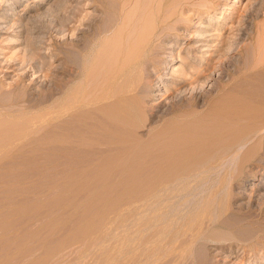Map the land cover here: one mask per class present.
Returning a JSON list of instances; mask_svg holds the SVG:
<instances>
[{"label":"bare ground","instance_id":"1","mask_svg":"<svg viewBox=\"0 0 264 264\" xmlns=\"http://www.w3.org/2000/svg\"><path fill=\"white\" fill-rule=\"evenodd\" d=\"M124 2H127V4L125 3L127 13L124 16V21H122L123 25L119 28V34L117 35L119 39L113 38L114 42L109 45L113 49H107L112 51V62L108 61L107 65L109 66L110 62L111 68L116 66L112 70L106 69V74L104 73L105 81H102L104 85L101 84V86H98L96 92L86 95V92L83 91L84 89L82 90V85H80L82 87H74V84V88H72L75 90H71L72 93L70 89L67 91V95L65 94L66 102H63L62 108L59 107L61 108L60 111H58L59 108L57 107L56 111H51L50 114L47 113L48 115L25 116V118H29H26L25 121L28 124L34 123L35 125V123H38V125H42L45 123L46 125L47 121L49 123L50 121L55 122L61 118V114H66L68 118L64 116L68 120L70 119L69 123L71 121V125L66 129L68 132L64 131L68 137L64 133H62L63 137L60 136L62 138L66 137L64 141L75 140L76 142L78 140L77 142H81V140H95L100 142L99 144L104 142L100 146H105V153L108 155V159L105 157V154V158L102 160L103 156H101V160L105 162L112 155L111 161H109L111 163H109L110 171L108 165L106 166L108 168L101 167L103 162L101 161L102 163H100L98 161L101 165L98 163L100 165L98 166L96 163L92 169L93 172L95 170L98 171V168L106 169L109 172H116L114 170L117 168L118 173L116 172V175L119 174L120 178L125 176L124 178L129 180H125L126 184L120 182L124 185L123 188V185H119V179L113 180L116 177L115 175H113L114 177L111 180H108L109 175L108 177L106 176L108 181L102 179L99 182H92L93 184L89 183L88 185L86 180L83 179L80 183L85 181L84 183L87 185L83 189V203L80 202L81 205L78 204L82 198L77 201V197L74 201H77L76 206L78 209H71L73 206L70 205V209L75 213L78 212L79 206L81 208L84 205L88 209V206L94 207L99 205L98 210L96 209L92 214L87 213L88 215L84 218L86 222H84L85 220L83 222L80 221L81 225L85 223L84 226L79 224L80 230L77 227V232L72 235L80 240L81 230H84L85 237L83 236V238L84 240L86 239L89 243L87 244L91 247L87 246L86 248H89V250L87 249L89 252L96 249L92 253L99 258L96 262L97 264H99L100 260V264H226V262L220 263L215 260L212 248L213 245L219 246L222 249L234 248L236 240H233L235 237L239 238V230L246 229L251 225L249 218L244 215L242 218H235L236 210L234 209L235 207H232L231 203L233 202L232 200L238 198V195L234 194L233 187L235 183L238 184L245 180L244 176L246 172L244 171V166L251 159L257 157L259 153L256 148L264 140V66H257L255 63L249 65L245 60L250 55L254 56L259 51L257 50L259 46L255 45L256 43L251 44L252 47L239 45L232 51V48L225 49L227 44L225 40H219L220 45H216L217 50L215 51V53H218L215 59H219V68L216 65L214 67V64H209L204 68L203 65L208 63L202 62L205 58L200 61L201 57L198 56V53H202L201 56L204 57L208 50L203 49H206L205 47L208 45L200 43L196 47L194 44H192L193 48L188 47L186 55L182 54L180 57L183 64L182 69L175 72L177 78L176 84L179 86L188 83L199 84L193 94L197 97L199 96L198 98H202L205 95L203 99L205 101L207 97L204 93L210 87V83L207 81V86L201 85V80L207 78L206 74L211 69H215V72H222L223 70L224 73L228 70L227 66L231 65L236 70L235 74H231V78L235 81L234 79L238 77L241 81L235 82L234 86H230L229 84L223 85L219 81L222 86L218 87L219 90L215 97L207 100L209 101L208 104L206 101V105H208L206 109L201 106V109L203 108L204 110L193 104L188 108L183 107L180 101L174 104L177 106L174 108V112H171L173 115H169V117L171 116L170 120L167 119V122H163L164 124L163 126L161 125L160 129L157 127L159 132L152 136L150 140L143 141L144 143L142 142V144L138 140L139 138L137 139L133 135L135 129L139 128L138 125L140 124L137 121L143 113H141L142 109L138 105L139 101H137V97L134 95V90L136 87H140L141 91L146 90L143 88L149 86L148 82L153 77V72L150 68L154 67L157 73H161L160 66L165 62V55L168 54V51L175 56L176 49L181 48L182 50L183 47L178 40H186L188 38V35L185 34L186 32H182L183 29H190L195 16L202 18L205 13H208L212 9L215 10L214 5H207L208 2L217 4L219 1L125 0ZM80 8L78 9L80 10ZM189 14H192V16H189ZM247 17L251 18L250 15ZM72 18L68 17L66 21H72ZM66 21L63 25L69 26L66 24ZM217 22L220 21L217 20ZM245 22L248 23L249 20ZM208 26H193V28H198L194 34L197 33L201 36L200 33L204 32L203 30H205V33L206 30L211 31L212 29ZM256 27L258 29L256 32L255 29L252 30L248 27L243 29V37L247 36L251 41L255 38L253 42H256L257 37L255 35L258 34L260 36L259 33L261 32L259 25H256ZM200 36L197 37V40H203ZM214 36L218 38L217 35L213 34ZM240 40L244 39L241 38ZM37 43H35L37 51L33 55V58L36 60L37 55L41 53L38 52L42 48L44 40L40 38ZM98 54L99 56L101 55L100 52ZM235 54L241 57L240 61L233 59L232 55ZM106 55L103 58L101 57L103 61H105ZM33 58L31 57L32 60H34ZM38 58L40 59L39 56ZM215 59H211L209 62L213 63L214 61L216 63L217 60L215 61ZM36 60L35 62L38 61ZM38 62H41L40 64L42 65L40 67H42L44 61L43 63L42 60ZM114 62L116 64L112 65ZM198 62L203 65L196 67L194 64ZM94 63L96 64V59ZM27 64L29 66V63ZM16 65V62H4L3 59L0 62V66L7 69H11ZM107 65L106 68H108ZM31 68L35 69L37 66L33 63V65L31 64ZM93 68L90 67V69ZM24 69L26 68L24 67ZM94 70L96 71V69L92 71ZM95 71L94 73H96ZM217 73L215 77L219 75ZM88 76L90 78L91 74H88L87 78ZM213 76L211 75L210 77ZM220 76L218 78L222 79V76ZM248 78H251V81L247 80ZM213 80L211 79L210 82ZM77 85L79 84L77 83ZM213 89L214 86H211L210 90L212 91ZM210 90H208V93ZM12 94H15L14 89L9 93V95ZM12 101L13 96H9L7 99L0 96V109H4ZM4 112L6 113L4 110L0 111V139H25L29 135V129L31 131L36 129V127L32 126L34 128L32 130L31 124L27 126V123H21L24 119L20 120L21 115L19 117L16 116V120L13 121L10 118L15 119V117L13 115L10 117L8 113L5 114ZM17 117L20 118V121L17 120ZM30 117H33L32 122H29L31 120ZM25 121L23 120V122ZM15 122L17 125H14ZM64 127H67V124ZM54 134L53 136L50 133L51 137L47 136L49 137L47 139L63 140L59 139L58 136L55 137L57 133ZM109 140H114L115 142L121 141L120 143L111 141L112 146H110ZM106 142L109 145H105ZM118 144L121 147L123 146L120 148L121 152ZM106 146L109 147L106 149ZM122 150H125L128 155L125 153L124 156V151ZM115 151H118V154ZM114 155H116V158L118 157V160L123 155L122 159L128 165L119 160L122 162L120 164L121 162L116 158H112ZM112 159H116L118 167L114 165L116 168H113L115 162H112ZM106 164H108L107 161L103 165L105 166ZM110 165L114 169L113 171ZM120 166H123V168ZM130 170L134 173L130 172ZM128 172L130 178L126 175ZM135 172H138V175ZM139 172L141 173V177L139 176ZM119 175L117 176L119 177ZM92 176L94 177V174ZM132 176L136 179H132ZM119 186H122V190H120ZM117 189L120 190L117 191L120 195L116 192V195L111 196ZM78 192L80 191L78 190ZM67 203L70 204V202ZM73 211L72 213L74 214ZM71 214L69 213V215ZM57 223L54 224L56 225ZM79 231L81 232L79 233ZM76 233H79L80 236H77L78 234ZM258 235L253 239L260 241L261 237ZM71 240H74V238ZM216 240L223 241L224 243L214 244L213 242ZM67 242L66 244H68ZM81 242L84 241L81 240ZM59 244V246H66V244ZM61 248H59V251ZM99 248L102 250L100 251ZM47 251L49 250L47 249ZM47 253H44V256L42 255L41 258H45V254ZM99 253L101 256H99ZM82 254L84 255V253ZM48 256L49 254L46 258ZM44 258L43 260H46ZM97 258L95 259L97 260ZM41 260L38 259L39 262Z\"/></svg>","mask_w":264,"mask_h":264},{"label":"rangeland","instance_id":"2","mask_svg":"<svg viewBox=\"0 0 264 264\" xmlns=\"http://www.w3.org/2000/svg\"><path fill=\"white\" fill-rule=\"evenodd\" d=\"M124 1L125 0H0V62L3 59L4 62L10 61V63H17V65L11 69L0 66V96H3L4 99L13 96V101L8 103L4 109L1 108L0 111H6L10 117L13 115L15 119L9 117L13 121L16 120V116L19 117V115H21V119L17 117V120L20 121L24 118L23 120L25 121V119L28 118H25V116L34 115L33 117H35L40 114L48 115L51 111H56L59 107L62 108L61 105L64 104V101L66 102L65 96L67 95V91L69 89L70 91H74L75 89L73 88L75 86H83L84 88L82 87V90L84 89L83 91L86 92L84 93L89 95L88 93L96 92L98 86H101V84L104 85L102 81L105 79L104 75L106 74V69L112 70V68L116 66L111 68L110 62V67L107 65V62L112 60L111 50L113 48L109 45L114 42L113 38L116 40L119 39L117 36L119 34V28L123 25L122 21H124V16L127 13L125 10V3L127 4V2ZM218 1L220 4H211V2H208L207 5H214L213 7L215 10L212 9L208 13H205L202 18L195 16L191 24L192 28L183 29L182 32H186L185 34L188 35V38L186 40H178L183 48L182 50L181 48L176 49L175 56L168 51V54L165 55V62L160 66V70H162L161 73H157L154 67L150 68L153 72V77L149 81L150 83L148 82V87L150 89L145 87L143 89L146 90L141 91L140 87H136L134 90V95L137 97V101H139L138 105L142 109L141 113L143 112L141 115L142 118H138L137 121L138 124H140L138 125L139 128L135 129V133H133L137 139L139 138L138 140L141 141L140 143L150 140L152 136L159 132V129L167 122V119L170 120L171 116L169 117V115L174 112V108L177 106L174 104L180 101L183 107L188 108L193 104L194 106H199L200 109L201 106L206 109L208 106L206 105V101L217 95L220 86H222L221 84H229L231 86L233 84L235 85V82L241 81L238 77L234 79L235 81L231 78V74H235L234 72L236 71L235 67L231 65L227 66L228 70L224 73L223 70L222 72L217 71V73L215 69H211L210 72L206 74L207 78L201 80V85L207 86V84L210 83V87H208L207 91L204 93L207 97L205 101H203L205 95L202 98H198L199 96L197 97L193 94L199 84L188 83L183 86L176 84L177 78L175 72H178L183 66L180 57L182 54L186 55L188 52L187 49H189L188 47L193 48L192 44H194L195 47L200 43L208 45L205 47L206 49H203L208 50L204 57L201 56L202 53H198V56L201 57V59L199 58L200 61L205 58L202 62L208 64L203 65L198 62L194 64L196 67L203 65L205 68L209 64H214V67L216 65L219 68V59H215L218 53H215V51L217 50L216 45H220L219 43L222 40H225V43H227L225 49L232 48V51L239 45L252 47L251 44L256 43L255 45L259 46L257 49L259 51H257L254 56L250 55L247 59L245 58L246 63L249 65L255 63L257 66H264V0ZM77 7H81L80 10ZM249 15L251 18L247 17ZM189 16H192V14H189ZM68 17H73V20L66 21ZM217 20L220 22H217ZM247 20H249L248 23L245 22ZM65 21L69 26L63 25ZM197 22L199 23L197 24ZM195 25H209L212 32L206 30L205 33V30H203L204 32L202 33L204 36L202 33H200L201 36L197 33L194 34L198 29L193 28ZM256 25H259V30L261 31L259 33L260 36L258 34L255 35V37H257L256 42H253L255 38L251 41L247 36L243 37V29L248 27L252 30L255 29L256 32L258 30ZM248 31L251 32L250 30ZM209 34L212 36H209ZM213 34L217 35L219 39L215 38V36L213 37ZM197 35L203 38V40H197V37H199ZM232 37H234V39H232ZM40 38L44 40V43L38 52L41 53L38 54L36 58L38 60L39 56L40 59L38 61L42 60V63L44 61L42 67H40L42 65L40 64L41 62L33 58V55L36 54L35 51H37L35 43L38 44L37 42H39ZM241 38L244 40H240ZM210 41L214 42L212 43ZM209 42L212 43L211 45L213 47L211 45L209 46ZM108 48L111 50H107ZM99 52L101 54L100 56L99 54L97 55ZM104 55H106L105 61L102 59ZM31 57L34 60H32ZM109 57H111L110 60ZM232 57L236 59V61H240L241 58L237 54L232 55ZM209 58L215 59L217 62L215 63L213 61V63H210L211 61L209 62V60L211 59ZM95 59L96 64L100 61L97 65L94 63ZM35 60L37 62H35ZM27 63H29V66ZM33 63L37 68H31V64L33 65ZM114 64L116 63H112V65ZM106 65L108 68H106ZM23 66L26 69H24ZM90 67H94L93 69H96V71L94 70L96 73H94V71H92L93 69H90ZM216 70L218 69L216 68ZM90 71H92V73H90ZM216 73L217 75L219 74L216 76L217 78L215 77ZM88 74H91L90 78L89 76L87 78ZM211 75L214 76L210 77ZM220 75L222 79L218 78ZM251 78L247 80L251 81ZM209 79L214 80L210 82ZM77 83L79 85H77ZM211 86H214L212 91L210 90ZM13 89L15 90V94L9 95ZM208 90L211 91H209L210 95ZM64 98L65 100H63ZM208 102L209 101H207V104ZM61 108H59L58 111H60ZM64 115L66 116V114H61V118L55 122L50 121L49 123V121H47L46 125L45 123L42 125L39 124L40 126L38 123H35V125L34 123H29L31 127H36V129L33 127V131L29 129V135L25 139H0V264H37L39 262L38 259H42L39 264H97L96 262L99 258L93 254V251L96 249L90 251L91 253L93 252L91 255L88 251L89 248H86L90 246L86 239L84 240L83 238L84 230H81L82 232L79 231L82 237L79 233H76L78 234L77 236H80V240L72 235L77 232L78 228L80 230L79 224H82L80 221L83 222V220H85L84 222H86L84 218L88 214H92L96 209L98 210L99 205L94 207L88 206V209L84 205L81 206V208L79 206L78 214L71 209H78L76 203L84 196L83 189L84 187L86 188L89 183L93 184L102 179L106 181V176L108 177L109 175L110 177L108 180H111L114 177L113 175L118 177L117 175L119 174L116 175L118 170L116 168V159L118 158H116V155L123 146L121 147L118 144V147H120L118 151H115L117 154L114 155L115 157H112L116 158L114 159L115 161L112 159V162H115L113 166L116 165L113 168L116 169L114 170L112 166H110L112 171L114 170L116 172H109L111 170L109 161H111L112 155L109 160L105 159L108 164L104 166L103 164L106 163V161L103 162L102 160L105 157L107 158L108 155L105 153V146H100L104 144L103 140L102 144H99L100 142L95 140H81V142H77V140V143L75 140L64 141L66 138L65 136H67L65 132H68L66 129L71 125V121L69 123L70 119L68 120V117L66 116V118ZM33 117H30L31 120H29V122H32ZM23 120L21 123L28 124V122H23ZM16 122L14 125H17ZM29 124L27 126H29ZM66 124L67 127H64ZM53 132L57 134L61 132L59 135L56 134L55 137L58 136L59 139L61 138L63 140L47 139L50 133L53 136L55 135ZM62 133H64L65 138H62ZM111 141L109 140V143ZM120 141L117 142L120 143ZM82 142L83 144L81 145ZM117 142L114 141V143ZM85 143L87 144L85 145ZM109 143L107 144L106 142L105 145H109ZM260 143L258 144V148H256L259 153L257 157L251 159L249 163L247 162L244 166V171L246 172L244 176L245 180L238 184H234L233 191L234 194L238 195V198L232 200L233 202L231 203L232 207H235L234 209L236 210L235 218H242L244 215L249 218L251 225L246 229L239 230L238 235L240 236L236 234L239 238L235 237L233 240H236L234 242V248L222 249L219 246L216 247V245H213L212 250H214L213 254L215 255V260L220 263L264 264V140ZM110 146H112L111 143ZM107 147L109 146H106V149ZM122 151H124L123 155L127 153L125 150ZM101 156H103V158ZM122 156L119 160L124 162L125 160L122 159ZM98 161L100 163L103 162V164L101 165ZM122 162L120 164H122ZM96 163L97 165L99 163L101 167L103 166L104 168L108 165L109 171L98 168V171H95L100 173L98 174L95 171L94 173L92 169ZM125 164L128 165L127 163ZM126 165L124 166L126 167ZM120 167L123 168V166ZM130 172L134 173L131 170ZM137 173L138 172H135L136 175H138ZM92 174H94V177ZM126 175H130L129 172ZM140 175L141 173L139 176ZM83 176L84 178H82ZM139 176L138 178L141 177ZM78 177L79 179L81 178V180H79ZM116 177H114L113 180L119 179V183L123 182L126 184L125 180L129 181L124 178L125 176L121 177L122 179L120 175L118 178ZM134 178L135 177L132 176V179ZM83 179L86 180L87 185H85V181L81 182L83 184L80 183ZM121 183L119 185H123ZM119 188L122 190V186H119ZM78 190L80 192H78ZM120 190H115L113 192L114 194L111 196L116 195V192ZM72 199L73 201L74 199L77 201L73 203ZM82 200L83 198L78 204H80V202L83 203ZM67 202H70V204ZM70 205L73 206L71 209ZM74 206L76 207L74 208ZM86 209L89 211L87 212ZM69 213L72 214L69 215ZM57 218L58 221L60 220L59 222ZM54 223L57 224L55 225ZM84 224L85 223L81 226H84ZM257 234L261 237V240H258L259 242L253 239ZM72 237L74 240H71L73 239ZM81 240L84 242H81ZM62 241H64V243H62ZM218 241L216 240L213 243H224L223 241ZM66 242L68 244H66ZM59 243L66 244V246H59ZM59 248L62 250L60 249L59 251ZM47 249L49 253L46 252ZM99 250L101 251L102 249L99 248ZM81 252L84 253V255ZM44 253H47L45 254V258L49 254L46 260H43L44 257L41 258L42 255L44 256ZM99 256H101L100 253ZM95 258H97V260ZM100 262L101 260L99 264Z\"/></svg>","mask_w":264,"mask_h":264}]
</instances>
